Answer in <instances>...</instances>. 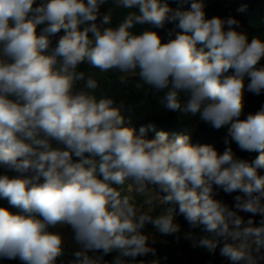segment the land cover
<instances>
[{
    "label": "clouds",
    "instance_id": "1",
    "mask_svg": "<svg viewBox=\"0 0 264 264\" xmlns=\"http://www.w3.org/2000/svg\"><path fill=\"white\" fill-rule=\"evenodd\" d=\"M108 2L0 0V167L17 173L0 175V198L20 209L0 207V258L58 264L63 236L50 229L60 226L71 228L81 248L71 264H109L110 253L111 264H136L155 254L142 229L179 233L175 216L183 215L191 229H202L184 233L194 247L215 253L222 244L231 264H262L264 218L256 225L238 212L264 217V106L240 119L245 92L264 93V39L249 40L233 17L206 18L205 0H191L186 10L168 0H111L129 10L116 26L113 8L101 12ZM166 24L174 27L163 42L154 29ZM137 26L143 30L134 32ZM84 63L124 74L122 83L138 72L163 93L164 110L227 127L242 151L259 155L238 159L231 147L220 154L192 144L187 133L169 139L157 131L148 139L153 123L137 134L123 103L97 99V80L79 70ZM126 182L138 194L155 186L159 203L170 206L149 215L114 187ZM214 186L242 195L230 207ZM153 203L144 200L149 210Z\"/></svg>",
    "mask_w": 264,
    "mask_h": 264
},
{
    "label": "trees",
    "instance_id": "2",
    "mask_svg": "<svg viewBox=\"0 0 264 264\" xmlns=\"http://www.w3.org/2000/svg\"><path fill=\"white\" fill-rule=\"evenodd\" d=\"M40 2L41 0H37V3ZM190 2L191 0H189L188 3H180L178 0H168L171 8H181L182 10L188 9L190 7ZM110 7L114 9L112 26H116L119 20H121L129 10L116 9L111 3V0H109L106 5L102 6L101 12H105ZM242 8L244 10L240 11ZM133 10L138 12V8ZM205 12L206 18H212L214 16L225 19L228 17L235 18L240 22L238 30L246 32L249 36V40H251L253 36L264 39V0H205ZM97 23H99V19ZM84 26L85 25H81V29ZM42 27H44V25L38 26L37 32H39ZM173 27V24H166L164 29L154 30L160 34L163 42H167L169 38L167 32ZM142 30L143 27L141 26H137L133 29V31L137 33ZM177 31L179 30L177 29ZM62 34L63 32L59 35ZM89 35H91V33ZM262 63H264V61H262ZM79 70L84 71L86 76H92L97 80L98 88L95 90L97 99L108 97L114 99L116 105L121 103L124 104L122 114L125 116L126 120L131 119L129 126L135 128L137 134L141 126L153 123L155 124V131L149 130L147 132L146 135L148 139L155 138L157 131L168 132L169 139H171L174 134L187 133L190 135V142L192 144H211L220 154H222L227 147H231L238 159L250 162L259 155L258 152L242 151L238 145L228 137L227 127L223 128V133L216 129L212 131L207 130L210 127H206L204 128L206 130L201 131L198 126L200 123L198 117L184 116L180 113L164 110L163 105L160 103L163 93L157 92L150 85L145 84L140 79L139 75L127 76V81L122 83L119 77L123 74L115 70L100 72L99 69L92 68L87 63L82 64ZM245 97V108H257V112L261 106H264V93L257 96L246 91ZM129 107H131V111H128ZM248 114L249 110L243 111L240 119H245ZM226 138L230 141L229 144L225 143ZM78 159L77 157H73L74 161ZM96 159L99 158L97 157ZM3 174L16 175L17 173L8 172L0 167V175ZM260 174L264 175V170H260ZM114 187H118L121 195L128 196L130 202L138 207L124 186L114 185ZM148 188H153L155 192L159 194L155 186L150 185ZM214 193L216 199L222 200L230 207H234V197L236 195H242L240 192H233L231 194L225 193L223 189L217 188L216 186H214ZM161 195L164 194L161 193ZM168 206L170 205H159L155 207L149 215L155 217L161 210H164V208ZM0 207L7 208L13 213H19L18 209L10 205L5 198H0ZM238 214L244 221L250 218L253 219L256 225H259L260 220L264 218L259 214L253 215L252 213L242 211L238 212ZM175 222L181 226V231L172 235L161 234L151 224H147L145 228L142 229L146 234L150 228H153V233H157L160 241L151 243V247L155 249L154 255L150 253L147 256L137 257L136 264H138L140 260H144L146 264H152L153 261H155L156 264H231L227 258L220 255V247H222V244L217 247L215 253H209L206 249L194 247L192 241L184 238V233L191 231L199 234L202 232V229H191L183 215H176ZM150 237L151 240H153L151 235ZM260 252L264 253V247L260 249ZM96 253L97 256L101 255L99 252ZM88 255L94 257L90 253H88ZM115 255L116 253H110L104 256V260L111 264ZM74 259V255H70L63 250V255L58 258V264H71ZM0 264H23V262L19 259L0 258ZM262 264H264V262H262Z\"/></svg>",
    "mask_w": 264,
    "mask_h": 264
},
{
    "label": "rangeland",
    "instance_id": "3",
    "mask_svg": "<svg viewBox=\"0 0 264 264\" xmlns=\"http://www.w3.org/2000/svg\"><path fill=\"white\" fill-rule=\"evenodd\" d=\"M124 75V74H123ZM135 75H138V72H136V73H129V74H127V76H135ZM246 97H244V99H245ZM256 109L257 108H245L244 107V110L243 111H248L249 110V113H255L256 112ZM199 129L202 131V130H206V129H204V128H206V127H210L209 129H207V130H209V131H212V130H215L214 128H212L210 125H207V124H205V123H203V122H200L199 123ZM219 131L221 132V133H223V128H221V129H219ZM135 188V187H134ZM150 188H148V190H149ZM147 190V192L145 193V194H143L144 196H143V199L141 200V199H138L140 196H139V194L138 193H136V191H134L133 193H131V196H132V198H133V200L136 202V204L138 205V208H140L142 211H146L147 210V205H145L144 204V200L145 199H153V201H154V203H153V209L155 208V207H157V206H159V205H161L160 203H159V201H160V199H161V196H160V194H157L156 192H155V190H151V192L150 191H148ZM148 193H150V194H148ZM148 195V196H147ZM150 195V196H149ZM141 200V201H140ZM18 209V208H17ZM18 211L20 212V209H18ZM153 211V210H152ZM151 211V212H152ZM150 212V213H151ZM149 214V213H148ZM50 231H53V232H59L62 236H63V244H62V248H63V250L66 252V253H68V254H70V255H74V253L76 252V251H79V250H81V248H80V246L79 245H77L75 242H74V240H73V233H72V230H71V228H69V227H60V226H57L56 228H51V230ZM150 235L152 236V239L155 241V242H159L160 241V239H159V237H158V235H157V233H153V230L151 231V233H150ZM90 254H92L94 257H96L97 256V253L96 252H89Z\"/></svg>",
    "mask_w": 264,
    "mask_h": 264
},
{
    "label": "crops",
    "instance_id": "4",
    "mask_svg": "<svg viewBox=\"0 0 264 264\" xmlns=\"http://www.w3.org/2000/svg\"><path fill=\"white\" fill-rule=\"evenodd\" d=\"M151 190H154V189H153V188H150L148 191L151 192ZM134 191H135V190H134ZM129 194H130V196H131V193H129ZM148 194H150V193H148ZM139 196H140V197H139L138 199H141V200H142L144 195H143V194H139ZM147 196H148V195H147ZM149 196H150V195H149ZM131 197H132V196H131ZM141 200H140V201H141ZM152 210H153V206L151 207V210H149V207L147 206V210H146L145 212L150 213Z\"/></svg>",
    "mask_w": 264,
    "mask_h": 264
},
{
    "label": "built area",
    "instance_id": "5",
    "mask_svg": "<svg viewBox=\"0 0 264 264\" xmlns=\"http://www.w3.org/2000/svg\"><path fill=\"white\" fill-rule=\"evenodd\" d=\"M57 39H58V37H57ZM131 182H126V184L124 185V187L126 188V190L129 192V193H133L134 192V190H135V186L133 185L132 186V189L131 190H129V184H130Z\"/></svg>",
    "mask_w": 264,
    "mask_h": 264
},
{
    "label": "water",
    "instance_id": "6",
    "mask_svg": "<svg viewBox=\"0 0 264 264\" xmlns=\"http://www.w3.org/2000/svg\"><path fill=\"white\" fill-rule=\"evenodd\" d=\"M163 211H164V210H161L160 213H159L158 215H161V214L163 213ZM152 230H153V228H150V229L147 231L146 235H149V236H150V233H151Z\"/></svg>",
    "mask_w": 264,
    "mask_h": 264
}]
</instances>
